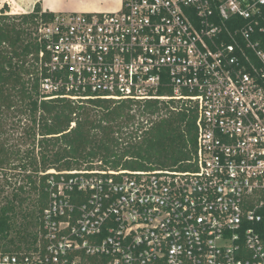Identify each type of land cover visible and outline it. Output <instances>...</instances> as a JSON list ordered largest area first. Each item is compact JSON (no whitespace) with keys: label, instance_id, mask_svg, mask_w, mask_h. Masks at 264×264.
Segmentation results:
<instances>
[{"label":"built area","instance_id":"built-area-1","mask_svg":"<svg viewBox=\"0 0 264 264\" xmlns=\"http://www.w3.org/2000/svg\"><path fill=\"white\" fill-rule=\"evenodd\" d=\"M263 6L122 0L41 23L40 101L192 111L196 148L185 169L40 172L36 240L0 264H264Z\"/></svg>","mask_w":264,"mask_h":264},{"label":"trees","instance_id":"trees-1","mask_svg":"<svg viewBox=\"0 0 264 264\" xmlns=\"http://www.w3.org/2000/svg\"><path fill=\"white\" fill-rule=\"evenodd\" d=\"M11 7L12 12L17 5ZM54 17V12L44 11L39 4L28 13L0 14V130L5 109L26 101L41 136L35 137L40 147V162L33 161L31 169L39 175V182L33 179L32 173L27 175L31 189L38 194L35 201L38 208L30 212L24 207L28 201L24 196L27 192L24 185L19 186V193H14L0 206V253L16 252L23 247L21 243L29 244L26 246L29 247L36 240L37 231L32 232L30 228L39 227L40 215L48 199V175L40 172L52 168H78L72 167L73 163H87L91 167L97 158L114 168L185 169L188 165L184 163L192 158L196 148V115L192 111H171L166 105L159 106L158 101L138 104L141 115L155 114L161 108L168 111L163 117L159 114L158 119L150 118L148 125L140 123L128 134L125 128L136 124L133 102L94 101V105L88 106L64 100L40 102L38 81L34 80L31 87H26L22 74L27 56H34L42 48L34 36L38 25ZM234 21L241 25L246 23L239 17H232L230 22ZM229 25L235 26L234 23ZM11 155L12 150L0 140V168L8 167L12 162ZM23 168L28 170L27 165ZM33 216L35 223L31 221ZM19 217L23 219L17 225Z\"/></svg>","mask_w":264,"mask_h":264},{"label":"rangeland","instance_id":"rangeland-1","mask_svg":"<svg viewBox=\"0 0 264 264\" xmlns=\"http://www.w3.org/2000/svg\"><path fill=\"white\" fill-rule=\"evenodd\" d=\"M29 1L31 0H0V14L28 13L27 6H29ZM12 4L23 5L25 6L26 10L25 9L23 10L20 6H17V8H15L11 12ZM120 7H121V2L119 1L118 5L116 6L114 10H117ZM73 11L78 12V11H75L74 9H69V11H67L66 13H72ZM38 43L40 44V42ZM36 57H37V53L34 56L33 54H30L27 56V63L25 66V71L22 74V79H23V82L26 83L25 84L26 87H31L34 80L38 81L39 66H37L35 62ZM102 102H105V101H102ZM28 105H29V102L24 101L23 104L17 103L14 107L5 109V114H4V118L2 121L3 125L1 127L2 132H0V140L6 145V147L12 150V155H11L12 162L8 165V167L0 168V191H1L0 206L5 204L8 198H12L14 193L16 192L19 193L18 191L19 186L24 185L27 191L26 193H24V196L28 197V201L25 203L24 207L27 208L31 212L32 210L35 211L38 208L37 204L35 203L38 197V194L31 189V183L28 182L27 175L29 173H32L33 179L37 183L39 182V175L31 171V169L33 167V164H32L33 161L37 163L40 162V157L38 156L40 152V147L38 145V142L36 143L35 137L37 136V139H39V137L41 136L39 134L38 125H36L32 121L29 108H27L29 107ZM88 105H94V103L85 104L84 106H88ZM161 105L162 104H159V106ZM166 111H168L166 108H161V110L157 111L155 114H149V116L148 115L146 116L143 114L141 115V112L138 110V106L135 105L133 109V113L136 115L135 116L136 124L133 127L125 128L124 131H126L128 134H131V131L134 130V127L136 128L140 123H144L148 125V122H149L148 120L150 118L158 119L159 114L161 115L160 117H163L167 114ZM125 136H128V135H125ZM125 136L121 138H125ZM31 151L33 152L32 154H31ZM97 159L92 165H94L95 167L96 166L99 167L101 165L106 166V164L102 163V161H100L99 158ZM23 165H27L28 167L27 171L25 170V168H23ZM87 165H88L87 163H82V164L73 163L72 167H78V168L89 167ZM52 169H55V168H52ZM22 219H23L22 217H19L17 225H19ZM31 221L35 223L36 218L34 216L31 217ZM37 227L38 226L35 225L31 227L30 230L32 232L37 231ZM24 245L25 244L21 243V246H24ZM27 245H25V247Z\"/></svg>","mask_w":264,"mask_h":264},{"label":"crops","instance_id":"crops-1","mask_svg":"<svg viewBox=\"0 0 264 264\" xmlns=\"http://www.w3.org/2000/svg\"><path fill=\"white\" fill-rule=\"evenodd\" d=\"M119 1L122 5V0H31L29 1V6H27V11H33L36 4H39L44 11L54 13H66L69 9H74L78 12L114 11ZM17 6H20L23 10L25 9L23 5Z\"/></svg>","mask_w":264,"mask_h":264}]
</instances>
